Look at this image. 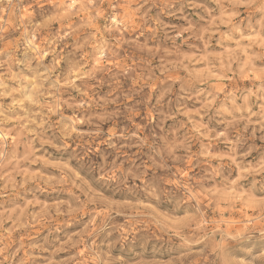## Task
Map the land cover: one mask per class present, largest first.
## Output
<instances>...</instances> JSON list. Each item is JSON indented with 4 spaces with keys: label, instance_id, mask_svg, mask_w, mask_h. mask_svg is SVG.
<instances>
[{
    "label": "rangeland",
    "instance_id": "374dc122",
    "mask_svg": "<svg viewBox=\"0 0 264 264\" xmlns=\"http://www.w3.org/2000/svg\"><path fill=\"white\" fill-rule=\"evenodd\" d=\"M70 3L0 0V264H264V0Z\"/></svg>",
    "mask_w": 264,
    "mask_h": 264
},
{
    "label": "bare ground",
    "instance_id": "6f19581e",
    "mask_svg": "<svg viewBox=\"0 0 264 264\" xmlns=\"http://www.w3.org/2000/svg\"><path fill=\"white\" fill-rule=\"evenodd\" d=\"M77 0H72V3H70V7H74V5L76 4ZM75 3V4H74ZM74 4V5H73ZM116 21V19H115ZM31 40H30V44H31ZM34 44V43H33ZM3 137H5V135H2Z\"/></svg>",
    "mask_w": 264,
    "mask_h": 264
}]
</instances>
